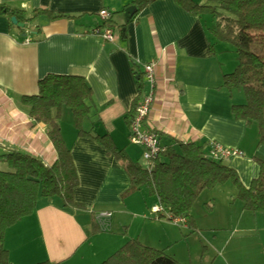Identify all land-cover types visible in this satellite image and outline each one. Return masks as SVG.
<instances>
[{"label":"crops","instance_id":"0c3cea01","mask_svg":"<svg viewBox=\"0 0 264 264\" xmlns=\"http://www.w3.org/2000/svg\"><path fill=\"white\" fill-rule=\"evenodd\" d=\"M133 1L0 0V5L15 7L27 18L39 8L74 16L50 19L41 15L24 26L26 34L0 13V156L17 150L46 165L55 161L46 136L48 127L29 117L20 98L36 95L38 82L48 74L80 75L92 90L95 107L83 123L84 130L109 135L131 161L145 166L143 148L128 143L127 118L140 77L142 91L144 87L139 65L154 61L155 100L145 128L159 134L163 144L174 139L204 144L206 150L211 143L240 150V156L223 162L248 187L259 173L255 159L264 158V146L259 144L256 124L232 117V105L243 103L244 98L236 91L230 96L222 79L237 63L221 67L218 54L225 48L213 43L207 32L212 19L188 14L174 0H158L127 22L124 9ZM101 9L111 13L118 34L113 43L90 34L102 26ZM58 124L78 177L73 199L84 209L65 208L58 198H40L30 216L5 232L4 248L11 264H101L129 240L161 250L180 264H264L262 214L245 211L241 201L232 202L228 214L217 215L231 218L232 230L223 237H217V232L205 237L208 253L195 258L192 236L200 230L199 220L209 217L205 210L214 215L221 205L218 199L214 202V192L204 190L190 210L196 231L186 223L156 217L150 208L159 203L147 188L123 198L130 184L123 165L94 139L79 137L67 109L62 110ZM235 195L236 191L231 197ZM97 211H110L112 217L108 230L93 233Z\"/></svg>","mask_w":264,"mask_h":264},{"label":"trees","instance_id":"16d2710c","mask_svg":"<svg viewBox=\"0 0 264 264\" xmlns=\"http://www.w3.org/2000/svg\"><path fill=\"white\" fill-rule=\"evenodd\" d=\"M155 1L158 0H134L132 5L136 11L127 22H131L140 11ZM174 1L188 14L209 16L212 21L207 26V32L212 40L233 48L237 65L231 73L223 75L222 87L230 93H242L244 102L232 105V117L247 125L256 124L259 144L264 146V0H206L204 3L194 0ZM0 13L10 20L16 18L17 23H24L25 26L41 15L50 19L74 17L39 8L27 18L23 11L7 5H0ZM137 84L138 95L128 114L127 123L133 116L135 104L142 92L141 77ZM20 102L28 108V115L35 123L48 127L46 136L54 148L56 159L51 165H46L41 159L17 150L0 156V162H4L7 167L6 170L0 168V264H11L4 248L6 230L20 219L30 216L40 198H58L65 208L84 209L73 199L78 177L58 124L63 109L70 112L79 137L94 139L123 165L130 180L123 198L145 187L150 195L157 198L164 214L172 218H184L189 229L196 231L197 226L190 210L200 194L231 182L236 189L235 199L242 202L243 209L264 215V158L255 159L259 173L245 187L233 168L223 160L208 157L204 144L183 143L174 139H169L170 144H163L156 133L165 151L153 158L149 167L141 166L131 161L124 149H118L109 135H96L92 129L84 130L83 123L90 119L95 107L92 90L80 75L48 74L38 82V93L22 96ZM93 225V233L98 232L96 223L93 222ZM101 264L180 263L161 250L144 246L138 240H129Z\"/></svg>","mask_w":264,"mask_h":264},{"label":"built area","instance_id":"2783aa9c","mask_svg":"<svg viewBox=\"0 0 264 264\" xmlns=\"http://www.w3.org/2000/svg\"><path fill=\"white\" fill-rule=\"evenodd\" d=\"M99 17L102 20V26L90 30V34L102 39L105 42L113 43L118 34L113 25L109 22L111 13L106 9L99 11ZM142 70L143 91L140 94L133 111V116L128 123V143L143 148L142 159L145 167H149L153 158L165 151L161 145L158 135L145 128L144 122L148 117L150 108L155 100V66L154 61L142 63L139 65ZM1 146V141H0ZM208 157L213 160H224L231 157L240 156L242 153L238 149L225 148L217 143H211L207 150ZM150 213L154 216L164 214L163 208L159 205L152 206ZM112 217L110 211H97L94 213V220L99 229L108 230L110 228L109 220ZM166 219L175 224H185L184 218H172L164 214Z\"/></svg>","mask_w":264,"mask_h":264},{"label":"rangeland","instance_id":"374dc122","mask_svg":"<svg viewBox=\"0 0 264 264\" xmlns=\"http://www.w3.org/2000/svg\"><path fill=\"white\" fill-rule=\"evenodd\" d=\"M22 30H24L26 33L27 28L24 27ZM213 43H215L216 45L217 44H223V47L225 48L223 50V52H220L218 54L219 60H220L219 62L221 63V67L223 69H226L227 67L229 68L234 63L236 65V63H237L236 54L230 45H228L226 43H221V42H213ZM215 44L212 46L213 48L211 49L213 53H215V50H214ZM222 81H223V79H222ZM236 92H239V91H236ZM231 93L235 94V91H232ZM231 93L228 92V94L230 96H231ZM0 168L2 170L7 169L6 165L5 164L1 165V163H0ZM235 191H236V189L232 185L231 182H227L225 184L218 185V186L214 187L213 189L209 190V192H212V193L214 192V202L216 199H218L219 202L221 203V205L216 207L214 215H211V213H213V212H211V210H207V211L205 210L206 212L204 211V213L206 215H208V213H210L209 217L206 219H200L199 220L200 225H198L199 226L198 229H200V230L198 231V234L192 236L193 237V246L191 247L192 248L191 250H192L193 256H197L195 258H201V256H204L208 253L207 249H209V245H208V243H206L205 237H213V233H216V232L219 233L217 235V237H223V235H226L227 233H229L232 230V226H233L232 221L233 220L229 217H224L223 219L220 217L217 218L218 217L217 215H222L224 212H227V214H228L230 207H232V205H231L232 202L239 203V200L235 199V197L234 198L231 197L235 193ZM219 202L217 203V201H216V204H219ZM211 203H207L206 204L207 207L211 206V208H212ZM232 210H233V208H232ZM262 217H264V215ZM200 218H201V216H200ZM212 228H213V230H212ZM196 241H197V243H196Z\"/></svg>","mask_w":264,"mask_h":264},{"label":"water","instance_id":"95a60500","mask_svg":"<svg viewBox=\"0 0 264 264\" xmlns=\"http://www.w3.org/2000/svg\"><path fill=\"white\" fill-rule=\"evenodd\" d=\"M136 11V8L134 5H130L128 7H126L124 9V13H123V16H124V19L125 21H128L132 16L133 14L135 13ZM11 23L19 28H24L25 24L24 23H17V20L16 18L12 17L11 18Z\"/></svg>","mask_w":264,"mask_h":264}]
</instances>
